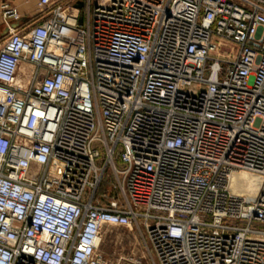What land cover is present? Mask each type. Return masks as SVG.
<instances>
[{
    "label": "built area",
    "instance_id": "2783aa9c",
    "mask_svg": "<svg viewBox=\"0 0 264 264\" xmlns=\"http://www.w3.org/2000/svg\"><path fill=\"white\" fill-rule=\"evenodd\" d=\"M37 1L27 30L2 3L0 264L134 263L108 225L158 264H264V0Z\"/></svg>",
    "mask_w": 264,
    "mask_h": 264
},
{
    "label": "rangeland",
    "instance_id": "374dc122",
    "mask_svg": "<svg viewBox=\"0 0 264 264\" xmlns=\"http://www.w3.org/2000/svg\"><path fill=\"white\" fill-rule=\"evenodd\" d=\"M68 4L72 7H79L81 9L80 15L82 17L87 14V0H68ZM7 26V25H6ZM8 29V27H7ZM249 181L248 195H256L259 189V182L256 175L245 173L244 177ZM114 179L109 169L105 178L102 190L114 192ZM243 184L236 182V187L242 189ZM101 190V191H102ZM256 227L264 229V223L256 222ZM100 250L111 258L120 255L134 258L135 262L132 264H158L144 239L143 229L129 226L108 225L105 226L101 234Z\"/></svg>",
    "mask_w": 264,
    "mask_h": 264
},
{
    "label": "crops",
    "instance_id": "0c3cea01",
    "mask_svg": "<svg viewBox=\"0 0 264 264\" xmlns=\"http://www.w3.org/2000/svg\"><path fill=\"white\" fill-rule=\"evenodd\" d=\"M4 0H0V41L7 33V26L3 18L2 3ZM16 4L21 13V19L14 21L15 24H19L22 30H27L41 19L42 13L38 8L37 0H10Z\"/></svg>",
    "mask_w": 264,
    "mask_h": 264
},
{
    "label": "bare ground",
    "instance_id": "6f19581e",
    "mask_svg": "<svg viewBox=\"0 0 264 264\" xmlns=\"http://www.w3.org/2000/svg\"><path fill=\"white\" fill-rule=\"evenodd\" d=\"M28 70H29V67H22V70H21V72H20V74H21V78H20V82H21V84H23V85H25L26 83H27V79L26 78H24V76L26 75V73L28 72Z\"/></svg>",
    "mask_w": 264,
    "mask_h": 264
},
{
    "label": "water",
    "instance_id": "95a60500",
    "mask_svg": "<svg viewBox=\"0 0 264 264\" xmlns=\"http://www.w3.org/2000/svg\"><path fill=\"white\" fill-rule=\"evenodd\" d=\"M8 30V29H7Z\"/></svg>",
    "mask_w": 264,
    "mask_h": 264
}]
</instances>
